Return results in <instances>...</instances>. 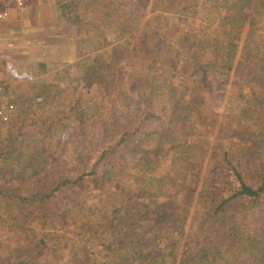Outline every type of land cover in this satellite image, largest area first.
<instances>
[{
  "label": "rangeland",
  "instance_id": "rangeland-1",
  "mask_svg": "<svg viewBox=\"0 0 264 264\" xmlns=\"http://www.w3.org/2000/svg\"><path fill=\"white\" fill-rule=\"evenodd\" d=\"M256 1L239 16V27L224 19L213 23L211 43L219 50L201 51L195 62L178 47L187 37L203 36L198 29L208 17L193 7L202 0L192 1L189 17L180 15L177 3L144 0L141 18L114 16L99 28L83 8L80 18L66 21L57 0L11 4L10 17L0 20V82L4 100L15 109L12 122L0 121V149L23 150L0 163L1 182L17 184L22 168L26 176L75 178L88 157L100 166L61 190L59 200L72 207L56 217V227L42 230L30 216L0 203V264H126L136 240L146 243L154 234L161 246L168 234L172 239L161 264L191 257L206 264L201 249L208 245L222 252L212 262L239 264L248 248L237 232L255 226L264 212L261 201L257 208L250 199L223 202L239 188L234 166L254 183L258 175L250 168L264 161V88L257 77L264 71V50L254 58L257 50L245 45L264 34ZM138 29L160 49L136 50ZM144 56L147 70L141 69ZM150 84L157 87L147 95ZM141 101L151 105L152 116L138 113ZM245 107L256 114L251 137L235 129ZM242 123L249 134L252 125ZM44 234L57 238L45 255L35 240Z\"/></svg>",
  "mask_w": 264,
  "mask_h": 264
},
{
  "label": "trees",
  "instance_id": "trees-1",
  "mask_svg": "<svg viewBox=\"0 0 264 264\" xmlns=\"http://www.w3.org/2000/svg\"><path fill=\"white\" fill-rule=\"evenodd\" d=\"M143 1L144 0H57V8L60 12V16L65 18L66 21L72 20V17L80 18L82 8L86 11H90L91 14H94L91 19L92 25L96 28H99L101 25L104 26L107 23L109 24L110 17L114 16L125 18L127 21L135 20L138 16L141 18L143 13H141V8L139 9V4ZM192 1L193 0H153V4L155 6H167L171 3H177L181 7V10H179L180 15L189 17L187 11L193 6ZM253 1L254 0H241L240 2L236 3L235 1L233 2V0H231L230 2H232L233 5L227 6V3L224 5L216 4L215 0H202V3H199L193 7L197 8L196 12H198L199 15H202L200 13L201 9L203 15H207L208 17V23L201 25L198 29V34L203 33V36L199 40H196V38L189 40L188 37L181 40V42H179L178 50H182L183 48L184 51H189L191 59H196L194 62L199 60L197 53L201 51L219 50V48H214L213 43H211L212 38L215 39L214 33L217 31L216 26L213 25V23H218L224 19L226 21H231V23L232 21H235L236 23H229V25L239 27V24L242 21V18L240 19L239 16H243L249 12L250 9H252ZM206 2H208V4H206ZM256 2L259 5H257L255 12L259 11L264 15V0H257ZM130 25L132 28H136L138 24L132 22ZM212 25L215 27L212 28ZM139 32L141 34L139 40L140 43H138V46H136V50L153 53L152 50L160 49L157 48V46H160L161 44H155L153 42L154 40L151 39L153 36L145 35L144 37L143 34L145 31L139 30ZM136 34L137 33H135V35ZM185 35H183L182 38H184ZM255 36L258 37V41L254 45L252 44V39H248L247 44H245L247 49L253 47L254 50H257L252 55L254 58L258 56L260 51L264 50L263 32ZM239 40H241L240 35ZM216 47H218V45ZM262 61H264V55ZM149 62V58L144 56L141 63V69L147 70V63ZM193 72L194 71L191 70L192 74ZM257 77L259 78L258 84L264 88V71ZM156 87V84H150V87L148 86L149 90L147 91V95L154 93ZM143 103H145V107H143ZM108 107L110 106H107V109ZM151 110L152 108L150 104L141 101V106L138 113L149 111L150 116H152ZM227 113L224 115V117L228 115ZM254 115H256L255 111H248L247 107H245V110L239 118V122L235 124V129H237L241 135L251 137L255 133L256 128L252 121ZM245 120H248L252 125L251 127L247 128H250L249 134L244 130V124L242 122ZM85 121V119L82 120L83 123ZM85 130H87L86 126L82 127V131L85 132ZM121 139H125V137H122ZM122 141L123 140H121L120 143H122ZM262 141H264V139ZM248 144H250V142H248ZM22 150V148L13 149L9 145L5 146L4 148L0 149V163L7 164L13 161L14 159L18 158L17 155H19ZM83 160L86 161V168L75 178L62 176L57 179L56 177L52 179H46L47 177H45L43 173L26 176L22 170L23 168L15 176L20 178V181L17 184H13V179H4L1 182L0 178V203L4 209L17 210L21 215L30 216V222L35 223L42 230H44L48 225H51V223H53L56 227V217L58 215L65 216V212L72 207L70 204H64L59 200L61 196V190L65 187H69L70 184L81 183L89 175L96 174L98 167L100 166V160L94 162L93 164L90 163L89 157L83 158ZM234 169L235 175L239 180V188L223 202H226L227 200L231 202L234 200L243 201L245 199H250L254 203V208H257V202L261 201L264 203V161L259 166L250 168L258 175L254 183L247 181L248 179L245 176L246 170L243 172L241 167L235 168V166ZM127 207L133 210V213L135 214L134 216L137 215V208L133 204H130V206ZM89 208V206L87 207V205H84V207L81 209ZM257 222L258 223L255 226L252 224L244 225L243 230H239L237 232L238 235L241 236L240 241L245 242L248 248L246 256L239 260V264H264V212L260 213ZM138 227L139 225L135 226V229ZM32 231L33 230H31V232ZM139 231L141 232V230ZM51 235L52 234H44L41 240L39 237H35V240H38L43 244V253H41L44 255L48 253L47 251L44 252V250H47L50 241L54 242L57 240V238L52 240ZM154 235L155 239L146 243H141L140 241L136 240L132 253L126 258L125 263L161 264L163 252L167 251V249L170 247L169 242H171L172 239L168 234L164 240L165 246H161L163 243L160 242L158 245L156 242L157 234ZM37 247L40 248L42 246L37 245ZM201 251L203 256L201 259L204 261V263L219 264V262H212L213 260L219 261L222 257V252L219 245L213 248L208 245L203 247ZM181 264L197 263L195 259L191 257L188 260L181 262Z\"/></svg>",
  "mask_w": 264,
  "mask_h": 264
},
{
  "label": "built area",
  "instance_id": "built-area-1",
  "mask_svg": "<svg viewBox=\"0 0 264 264\" xmlns=\"http://www.w3.org/2000/svg\"><path fill=\"white\" fill-rule=\"evenodd\" d=\"M0 20H7L11 14V4L22 8L26 5V0H0ZM5 85L0 82V121L3 123L12 122V116L15 109L13 102H7L3 98Z\"/></svg>",
  "mask_w": 264,
  "mask_h": 264
}]
</instances>
